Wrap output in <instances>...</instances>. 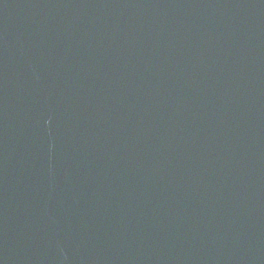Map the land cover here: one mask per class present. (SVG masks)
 Returning <instances> with one entry per match:
<instances>
[{"label": "water", "instance_id": "water-1", "mask_svg": "<svg viewBox=\"0 0 264 264\" xmlns=\"http://www.w3.org/2000/svg\"><path fill=\"white\" fill-rule=\"evenodd\" d=\"M0 264H264V0H0Z\"/></svg>", "mask_w": 264, "mask_h": 264}]
</instances>
